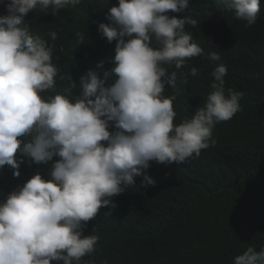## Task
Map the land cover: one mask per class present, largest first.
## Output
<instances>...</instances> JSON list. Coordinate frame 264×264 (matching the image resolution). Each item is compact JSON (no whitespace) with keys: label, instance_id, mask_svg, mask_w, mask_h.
<instances>
[{"label":"clouds","instance_id":"clouds-1","mask_svg":"<svg viewBox=\"0 0 264 264\" xmlns=\"http://www.w3.org/2000/svg\"><path fill=\"white\" fill-rule=\"evenodd\" d=\"M80 2L0 0L6 11L0 15V168L7 165L19 177L21 163L46 167L57 158L48 179L34 174L0 201V264H80L99 240L83 229L102 207H115L112 197L137 177L142 187L154 185L150 162L187 163L214 147L215 126L241 110L243 93L226 90L227 69L220 64L210 73L203 107L174 123L175 96L164 95L166 85L197 77V67L180 70L187 59L204 54L185 30L196 21L169 15L183 13L189 0H118L105 14L108 23L98 24L100 34L115 41L113 66L101 75L100 61L83 73L72 99L43 98L59 72L49 43L57 32L45 39L25 17L37 10L55 15ZM223 3L246 27L256 23L261 0ZM232 264H264V248L249 245Z\"/></svg>","mask_w":264,"mask_h":264},{"label":"trees","instance_id":"trees-1","mask_svg":"<svg viewBox=\"0 0 264 264\" xmlns=\"http://www.w3.org/2000/svg\"><path fill=\"white\" fill-rule=\"evenodd\" d=\"M117 3L81 0L55 15L38 10L27 14L33 32L45 39L57 32L49 43L59 72L55 88L40 93L43 98L63 94L72 99L80 93L78 78L83 73L96 69L100 61L101 75L113 66L115 41L109 43L98 24L108 23L105 14ZM5 14L0 4V15ZM169 15L195 20V26L186 24L185 30L204 50L180 70L197 67V77L189 76L187 84L166 85L164 95L175 96L174 123L203 107L211 91L210 73L220 64L227 69L226 90L243 93L241 110L215 126L214 147L187 163L150 162L147 172L154 185L142 187V177H137L134 186L112 197L115 207H102L83 229L84 235L99 240L80 264H232L249 245L257 251L264 248V0L256 23L248 27L223 0H189L183 13ZM212 52L219 61L210 59ZM55 159L46 167L21 163L19 177L7 165L0 168V201L34 174L48 179Z\"/></svg>","mask_w":264,"mask_h":264},{"label":"bare ground","instance_id":"bare-ground-1","mask_svg":"<svg viewBox=\"0 0 264 264\" xmlns=\"http://www.w3.org/2000/svg\"><path fill=\"white\" fill-rule=\"evenodd\" d=\"M90 33V32H89ZM90 35V34H89ZM88 37V36H87ZM89 38V37H88ZM85 39V38H84ZM87 39V38H86ZM80 41V40H79ZM83 41L79 42L80 44L82 43ZM74 44V42H73ZM71 45V44H70ZM72 49H73V46H72ZM73 51V50H72ZM74 52V51H73Z\"/></svg>","mask_w":264,"mask_h":264}]
</instances>
